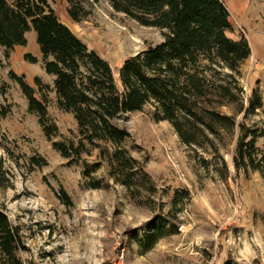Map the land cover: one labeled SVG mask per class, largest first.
<instances>
[{"label": "rangeland", "instance_id": "obj_1", "mask_svg": "<svg viewBox=\"0 0 264 264\" xmlns=\"http://www.w3.org/2000/svg\"><path fill=\"white\" fill-rule=\"evenodd\" d=\"M53 7L59 20L66 18L63 0ZM85 9L87 16L71 30L109 64L118 85L126 59L163 41L162 31L115 12L105 0L87 3ZM234 19L238 25L230 21V37L248 36L261 59L251 55L234 77L231 88L241 89L234 100L212 93L202 106L259 131L255 162L262 164L261 172L246 168L239 175L232 162L237 126L233 131L215 127L213 135L181 119L193 143L187 146L169 122L154 121L153 108L147 106L119 121L131 135L122 149L136 168L143 165V172L133 176L128 188L115 182L107 159L111 146L102 142L101 149L88 147L90 155H82L89 164H102L90 179L99 186L91 188L82 162L70 164L52 149L10 73L25 83L31 74L43 78L49 89L35 97L45 96L58 135L76 145L73 116L56 107L55 78L40 64L9 60L0 47V210L19 230L24 264H264V0H251L248 16ZM208 77L222 84L218 75ZM253 93L262 107L244 114ZM33 158L45 165H32ZM155 217L177 223V230L148 244L146 224Z\"/></svg>", "mask_w": 264, "mask_h": 264}, {"label": "trees", "instance_id": "obj_2", "mask_svg": "<svg viewBox=\"0 0 264 264\" xmlns=\"http://www.w3.org/2000/svg\"><path fill=\"white\" fill-rule=\"evenodd\" d=\"M55 1L0 0V47L9 58L15 47L27 45V33H35L44 72L55 78L51 91L56 96V107L73 116L79 143L75 145L58 135L57 126L48 116L45 96L42 94L41 100L35 97L36 93L41 94V89L48 91V86L35 78V90L22 80L23 77L13 73L10 77L19 85L28 112L37 116L52 149L70 164L82 162V175L90 181L89 185H93L90 179L102 164L100 161L89 164L82 160V155H90L88 147L101 149L102 142L111 146L112 152H107V159L115 182L128 188L133 176L138 171L143 172V165L136 168L137 162L122 149L131 135L119 121L142 112L147 106L153 108V120L169 122L187 146L193 143L182 131L181 119L213 135H217L215 127L233 131L237 126L239 132L232 155L236 175L246 168L261 172L262 164L255 162L259 131L236 123L233 116H222L202 106L212 93L235 99L234 92H241V89L231 88L232 84L236 85L234 77L240 76L251 56L244 36L230 37L234 28L222 1L105 0L115 12L143 27L156 28L163 36L161 43L124 61L118 70L119 85L109 64L60 22L53 7ZM97 1L65 0L67 16L73 23H79L87 16L85 5ZM23 59L29 64L37 63L30 54H25ZM222 70L229 74L223 77ZM209 74L218 75L222 84H214ZM225 80L230 81L225 84ZM261 107L260 98L253 93L244 114ZM240 108L238 114L243 112ZM56 137L61 140L54 141ZM31 163L36 167L45 165L35 158ZM98 186L96 182L90 187ZM177 225L165 217H155L146 224L150 231L145 242L151 244L173 235ZM24 251L19 230L0 210V264H24L21 258Z\"/></svg>", "mask_w": 264, "mask_h": 264}, {"label": "crops", "instance_id": "obj_3", "mask_svg": "<svg viewBox=\"0 0 264 264\" xmlns=\"http://www.w3.org/2000/svg\"><path fill=\"white\" fill-rule=\"evenodd\" d=\"M63 1H64L65 6H67L65 3V0ZM220 1L224 3L225 8L227 12L229 13V16H230L229 21L231 20L235 21L234 17L245 19L249 14L251 0H220ZM60 22L63 25H65L73 33V31L71 30V27L73 26V22L69 19L68 16H66V18L61 19ZM31 32L26 34L27 45L25 47H15L14 50L9 54V60L12 61V58L14 57H17L23 60V57L25 54H30L34 58L37 59L36 64H40L42 66V54L40 52L39 46L36 44V37L35 39H33L31 37ZM246 38L247 40H249L248 36H246ZM251 55L253 56V58L255 57V58H259V60L261 59L260 56L256 54V52H254L252 49H251ZM35 78L40 79V81L43 80L42 77L31 74L29 75V78H25V81L30 87H32L31 82H33Z\"/></svg>", "mask_w": 264, "mask_h": 264}, {"label": "built area", "instance_id": "obj_4", "mask_svg": "<svg viewBox=\"0 0 264 264\" xmlns=\"http://www.w3.org/2000/svg\"><path fill=\"white\" fill-rule=\"evenodd\" d=\"M254 62H255V63L257 62V61H256V59H255V60H253V63H254Z\"/></svg>", "mask_w": 264, "mask_h": 264}]
</instances>
